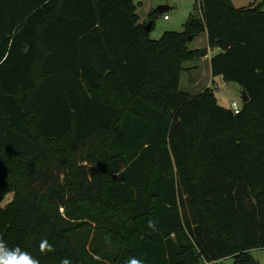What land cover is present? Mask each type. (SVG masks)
<instances>
[{"label": "trees", "instance_id": "1", "mask_svg": "<svg viewBox=\"0 0 264 264\" xmlns=\"http://www.w3.org/2000/svg\"><path fill=\"white\" fill-rule=\"evenodd\" d=\"M199 7L153 39L135 0H0L9 247L40 264H252L264 248V1ZM204 32L208 47L190 49ZM211 48L213 76L250 97L238 114L212 87L181 89L185 63Z\"/></svg>", "mask_w": 264, "mask_h": 264}, {"label": "rangeland", "instance_id": "2", "mask_svg": "<svg viewBox=\"0 0 264 264\" xmlns=\"http://www.w3.org/2000/svg\"><path fill=\"white\" fill-rule=\"evenodd\" d=\"M232 1L237 7H245L251 4L262 3L264 0ZM135 3L138 6L137 12L141 16L142 22L145 23V25H150L152 23L150 32L153 39H160L165 31H183L185 23L191 15H201L199 0H135ZM160 5H168L169 8L164 12H161L159 9ZM153 10L157 11L154 17L150 15ZM165 15H168L169 19H166ZM201 34L199 35L201 37L198 36L196 39L191 41V49L203 46V42L201 41L203 37ZM190 64H192L191 61L186 62L185 66L188 68ZM189 69L190 68L182 72L180 84L182 90L197 94L206 89V87H212L216 92L220 105L232 108V102L234 100L243 105L241 87L237 83L227 82L222 77H216L215 81H212L211 75L210 77H199L198 74H196V77H194L195 72ZM192 77H194V82L190 80ZM199 78L202 79L200 81H196ZM13 196L14 194L10 193L4 200L3 206L12 200ZM61 211L63 212L64 208H61ZM251 256L257 260L259 264H264V248L252 250ZM213 264H235V259L228 257L226 259L216 261Z\"/></svg>", "mask_w": 264, "mask_h": 264}, {"label": "clouds", "instance_id": "3", "mask_svg": "<svg viewBox=\"0 0 264 264\" xmlns=\"http://www.w3.org/2000/svg\"><path fill=\"white\" fill-rule=\"evenodd\" d=\"M118 175V173H117ZM148 228L157 231V222L155 220H148ZM39 251L42 255L53 253L55 251L53 245L47 239H42L39 242ZM0 264H40V260L33 256L30 252L23 250L20 246L9 247L3 238H0ZM60 264H72V261L65 257L62 258ZM126 264H144V261L132 257L127 260Z\"/></svg>", "mask_w": 264, "mask_h": 264}, {"label": "crops", "instance_id": "4", "mask_svg": "<svg viewBox=\"0 0 264 264\" xmlns=\"http://www.w3.org/2000/svg\"><path fill=\"white\" fill-rule=\"evenodd\" d=\"M162 6H167V8H169L168 5H160V7H162ZM165 10H167V9H165ZM167 19H169V18H167ZM140 21L142 22L141 16H140ZM201 35L203 37L201 39V41L203 42V46H199V47H196L194 49L208 47V35H207V33L204 32ZM199 37H201V36H199ZM189 47H190V43H189ZM190 49H191V47H190ZM219 51H220L219 48H211L209 50V53L206 56H204L198 60L191 61L192 64H190L188 66V68H190L189 70L195 72L194 77H196V74H198L199 77H203V76L210 77V75H211L212 81H215L216 77L213 76L212 69H211V58L214 54L218 53ZM185 68L188 70V68L186 66H185ZM194 77H192L190 80L193 81ZM201 79L199 78L196 81H200ZM190 93H192V92H190ZM241 93L243 94L242 88H241ZM192 94H196V93H192Z\"/></svg>", "mask_w": 264, "mask_h": 264}, {"label": "built area", "instance_id": "5", "mask_svg": "<svg viewBox=\"0 0 264 264\" xmlns=\"http://www.w3.org/2000/svg\"><path fill=\"white\" fill-rule=\"evenodd\" d=\"M165 18H168V15H165ZM243 105H241L238 101L234 100L232 102V110L234 111V113L238 114L241 112ZM214 262L209 261L207 259H203L199 264H213Z\"/></svg>", "mask_w": 264, "mask_h": 264}, {"label": "water", "instance_id": "6", "mask_svg": "<svg viewBox=\"0 0 264 264\" xmlns=\"http://www.w3.org/2000/svg\"><path fill=\"white\" fill-rule=\"evenodd\" d=\"M160 11L161 12H164L165 9H168L167 6H162V7H159ZM146 29L150 30L151 29V24L150 25H146L145 26ZM193 37L190 36V39H192ZM242 97H243V100L245 102L249 101L250 97L249 95L247 94V91L246 90H243V94H242ZM251 260H252V264H259L257 260H255L252 256H251Z\"/></svg>", "mask_w": 264, "mask_h": 264}]
</instances>
